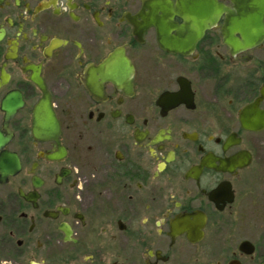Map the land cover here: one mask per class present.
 Segmentation results:
<instances>
[{"label":"flooded vegetation","instance_id":"obj_1","mask_svg":"<svg viewBox=\"0 0 264 264\" xmlns=\"http://www.w3.org/2000/svg\"><path fill=\"white\" fill-rule=\"evenodd\" d=\"M0 264H264V0H0Z\"/></svg>","mask_w":264,"mask_h":264}]
</instances>
